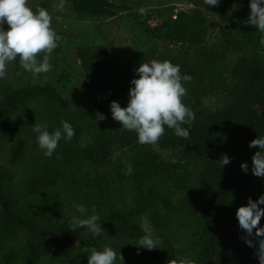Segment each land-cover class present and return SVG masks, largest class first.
I'll list each match as a JSON object with an SVG mask.
<instances>
[{
    "label": "rangeland",
    "instance_id": "obj_1",
    "mask_svg": "<svg viewBox=\"0 0 264 264\" xmlns=\"http://www.w3.org/2000/svg\"><path fill=\"white\" fill-rule=\"evenodd\" d=\"M59 2L28 0L33 11L43 7L53 18L58 46L50 55L51 70L34 79L17 57L0 79V102L30 88L0 113V183L14 215L35 229L68 228L73 217L82 218L73 204L82 203L89 215L95 206L106 233L94 237L86 231L70 243L47 245L22 226L5 224L0 203V264H88L91 249L104 246L121 252L124 264H179L184 258L193 264L205 239L202 230L213 221L226 227L215 237L212 264H259L256 248L242 239L236 211L264 193V177L240 180L226 205L210 217L191 211L185 198L212 155L189 142L176 148L142 146L110 111L113 100L127 106L130 81L138 75L134 69L153 59L191 75L182 102L195 118L206 121L231 105L248 103L245 83L233 68L243 57L264 67L259 43L264 34L243 23L250 0H221L218 7L189 0H65L63 11L55 7ZM181 12L192 23L196 42L152 33ZM97 110L107 119L95 121ZM62 120L75 135L45 157L33 125L47 123L51 133ZM18 144L22 154L13 161ZM145 234L160 241V256L144 248L137 254L134 244Z\"/></svg>",
    "mask_w": 264,
    "mask_h": 264
},
{
    "label": "clouds",
    "instance_id": "obj_2",
    "mask_svg": "<svg viewBox=\"0 0 264 264\" xmlns=\"http://www.w3.org/2000/svg\"><path fill=\"white\" fill-rule=\"evenodd\" d=\"M219 3L220 0H204L208 7H218ZM55 7L63 11L65 0H60ZM249 8V15L243 23L255 26L264 34V0H250ZM52 19V15L43 7H37L36 11H33L28 6V0H0V79H6L7 64L17 57L23 69L30 72L34 79L51 70L50 55L58 46V36L52 27ZM5 24L8 25L7 29L4 27ZM259 43L264 47V35L261 36ZM41 54L43 58L38 60L37 57ZM134 71L138 75L130 81L127 106L122 107L115 100L110 102L112 119L120 122L122 129L135 132L137 143L142 146H155L165 135L166 127L171 129L177 138L188 141L195 115L182 102V98L187 95L184 83L192 80L191 75H181L179 65L156 59L142 62ZM94 119L103 121L107 117L97 110ZM185 125L188 127H184ZM61 126L50 133L47 130V123L33 125L32 131L36 134V142L45 157H52L59 146V141L69 142L73 139L75 135L73 126L65 120L61 121ZM248 147L259 148L252 156L251 172L257 177H264V136L251 140ZM230 162V158L224 155L222 166ZM240 166L245 173L248 172L246 162ZM260 205H264V194L255 201L249 197L247 205L238 207L236 217L240 229L245 232L242 239L249 247L256 248L255 255L259 264H264V227L260 226L264 208ZM73 207L82 218L73 217L69 230L75 232L86 228L94 237L106 233L94 205L91 208V215L88 214L89 208L82 203L73 204ZM159 243L160 241L154 239L151 234H145L134 245L138 246L139 254V248L158 249ZM117 259L124 264L121 252L118 254L109 246H104L102 251L92 248L91 254L88 255V264H116ZM179 264L189 262L184 258Z\"/></svg>",
    "mask_w": 264,
    "mask_h": 264
},
{
    "label": "trees",
    "instance_id": "obj_3",
    "mask_svg": "<svg viewBox=\"0 0 264 264\" xmlns=\"http://www.w3.org/2000/svg\"><path fill=\"white\" fill-rule=\"evenodd\" d=\"M189 1L204 2V0ZM185 16L186 14L181 12L175 20L156 26L151 31L157 35L161 33L169 39L196 42L197 37L192 33V23L185 21ZM233 71L245 83L248 103L231 105L212 114L206 121L195 118L188 141L177 138L172 130L166 127L165 135L158 142L165 148H176L189 142L212 155L213 158L207 161L200 171L198 185L186 196L184 203L186 208L206 217L218 213L226 205L240 180L255 176L251 172L255 150L250 149L248 144L258 134L264 133V67L257 61L243 57L234 65ZM29 90L30 88L17 89L8 95L0 102V113L16 100L23 99ZM133 135L137 139L135 132ZM22 148V144L13 147V161L21 156ZM224 155H227L231 162L222 166ZM244 162L249 167L247 173L240 166ZM0 203L5 224L20 225L31 232L37 240L47 245L70 243L87 231L86 228H82L73 232L68 227L57 233H47L35 229L33 224L14 215L4 197L1 183ZM260 226L264 227V217L261 218ZM225 227L224 221H213L202 230L205 239L193 264L213 263L217 253L215 237L223 232ZM147 251L153 256L162 254L158 249Z\"/></svg>",
    "mask_w": 264,
    "mask_h": 264
}]
</instances>
